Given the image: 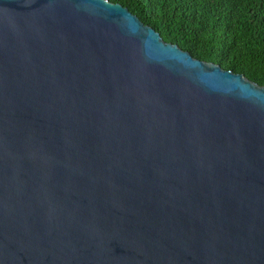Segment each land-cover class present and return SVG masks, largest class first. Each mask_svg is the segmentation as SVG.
Segmentation results:
<instances>
[{
	"label": "water",
	"instance_id": "95a60500",
	"mask_svg": "<svg viewBox=\"0 0 264 264\" xmlns=\"http://www.w3.org/2000/svg\"><path fill=\"white\" fill-rule=\"evenodd\" d=\"M0 264H264V87L106 0H0Z\"/></svg>",
	"mask_w": 264,
	"mask_h": 264
},
{
	"label": "trees",
	"instance_id": "16d2710c",
	"mask_svg": "<svg viewBox=\"0 0 264 264\" xmlns=\"http://www.w3.org/2000/svg\"><path fill=\"white\" fill-rule=\"evenodd\" d=\"M194 59L264 87V0H106Z\"/></svg>",
	"mask_w": 264,
	"mask_h": 264
}]
</instances>
